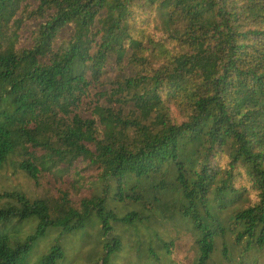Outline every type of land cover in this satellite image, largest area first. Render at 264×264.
Segmentation results:
<instances>
[{
	"label": "trees",
	"instance_id": "1",
	"mask_svg": "<svg viewBox=\"0 0 264 264\" xmlns=\"http://www.w3.org/2000/svg\"><path fill=\"white\" fill-rule=\"evenodd\" d=\"M25 1L0 0V169L20 152L35 181L79 161L101 174L79 206L66 192L57 201L15 193L0 225L37 226L25 239L0 232V264H32L52 232L56 243L34 264H67L61 239L89 229L103 242L91 264H118L121 229L171 220L194 239L193 264L217 255L264 264V0ZM30 18L32 44L18 49ZM125 58L140 71L115 82L108 103L132 104L134 115L85 111L110 61ZM248 187L257 202L245 207ZM153 236L142 261L170 262L173 242Z\"/></svg>",
	"mask_w": 264,
	"mask_h": 264
},
{
	"label": "rangeland",
	"instance_id": "2",
	"mask_svg": "<svg viewBox=\"0 0 264 264\" xmlns=\"http://www.w3.org/2000/svg\"><path fill=\"white\" fill-rule=\"evenodd\" d=\"M32 0H26L30 4ZM32 4V3H31ZM29 11L33 10V6L29 5ZM37 21L35 18L25 19L21 30L19 31L18 49L28 48L32 44V32H36ZM35 35V34H34ZM72 35V31L64 30L60 36L58 45L67 42ZM155 38L158 39L159 35L155 33ZM6 44V43H5ZM140 68L129 64L128 58H125L123 64L116 65L113 60L108 64L105 73L101 77L100 84L92 92V96L87 100L89 104L84 109L85 111L94 106L100 105L101 107H111L116 112H121L124 116L132 117L135 108L132 104L122 105L117 102L112 104L108 103V98L114 89V83L124 81L125 79L134 77L138 74ZM100 96L102 93H109L106 98H97L96 93ZM93 103V105H91ZM175 111V109H173ZM92 116V115H91ZM88 116V117H91ZM178 116V113H176ZM98 136L103 137V128L100 124L96 125ZM42 154V153H41ZM24 156L18 152L17 154L10 155L3 167L0 169V207H5L8 203H15L13 198L15 193H21L31 200H60L62 193L66 192L70 196L71 202L74 206H79L84 198L91 197L95 192V182L101 174L98 166H89V161H79L72 168L67 166H60L55 170L42 172L37 181L31 179L27 173L20 168V163L24 160ZM225 164V161H222ZM242 182H238L237 186L240 187ZM248 186V185H247ZM249 188V187H248ZM250 190V188H249ZM251 203L257 202V195L254 191H247L246 203L244 206H249ZM37 226V222L28 221L17 226L9 225L5 227L0 225V232L2 234L13 233L14 236L25 239L28 235L32 234ZM157 230L160 235H166L167 242H173L170 247L171 254L168 255L170 262L163 259V264H193L197 249L194 239L191 234L186 230L177 220L158 223L145 222L137 231L132 229H121L119 236L125 245V252L122 257L117 260L118 264H146L147 261H142V255L151 242L155 246V239L153 233ZM58 232H52L46 240H40L35 245L32 264L36 263L41 255L46 254L49 249L56 243ZM61 243L68 255L67 264H91L92 262L100 263L103 256V242L96 235L95 231L89 229L87 233L78 236L63 237ZM158 252V248H156ZM160 254V252H158ZM148 255V253H146ZM124 257V258H123ZM118 259V258H117ZM211 264H227L222 257L216 256Z\"/></svg>",
	"mask_w": 264,
	"mask_h": 264
}]
</instances>
